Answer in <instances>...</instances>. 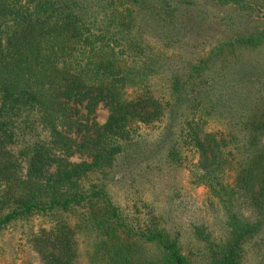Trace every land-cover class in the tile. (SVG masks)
I'll use <instances>...</instances> for the list:
<instances>
[{"label": "trees", "instance_id": "obj_1", "mask_svg": "<svg viewBox=\"0 0 264 264\" xmlns=\"http://www.w3.org/2000/svg\"><path fill=\"white\" fill-rule=\"evenodd\" d=\"M163 164L208 190V264H264V0H0L4 248L24 264H193L174 209L110 189Z\"/></svg>", "mask_w": 264, "mask_h": 264}, {"label": "rangeland", "instance_id": "obj_2", "mask_svg": "<svg viewBox=\"0 0 264 264\" xmlns=\"http://www.w3.org/2000/svg\"><path fill=\"white\" fill-rule=\"evenodd\" d=\"M262 54L263 52H259L256 56ZM108 116L109 108L102 104L93 117L95 122L104 124ZM214 125L220 126L215 123ZM73 160L81 162L85 158L78 155ZM146 168L148 170L142 169L138 174H141L139 178L140 187L137 185V182L132 187L129 180L124 181L122 186L111 185L110 189L112 194H115L117 203L124 208L129 206L127 204L128 196L134 193V191L140 190L139 196L141 195L143 202L153 205L158 214L165 212L168 208L174 209L167 218L169 220L167 222V229L181 239L184 253L193 258V264H208L210 262L209 256L200 243V239L195 235V228L197 226L213 221L211 214L205 213L201 209L204 201L207 199L208 190L204 186L196 187L192 185L190 183L189 172L181 167L173 168L172 166L168 167V165L163 164L160 168L153 166ZM180 202L189 203L188 208H185L187 214H180V210L177 207ZM218 221L220 224L221 219L219 218ZM216 227L217 225L214 226V228ZM6 243H10V237L7 234L6 236H0V264H24L25 259L20 253L14 254V248H4ZM248 256L250 258V252Z\"/></svg>", "mask_w": 264, "mask_h": 264}]
</instances>
